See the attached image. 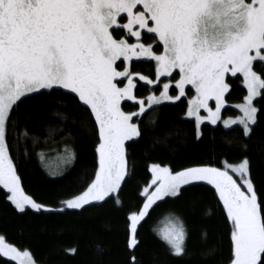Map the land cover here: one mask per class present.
Segmentation results:
<instances>
[{
    "label": "snow or ice",
    "instance_id": "snow-or-ice-1",
    "mask_svg": "<svg viewBox=\"0 0 264 264\" xmlns=\"http://www.w3.org/2000/svg\"><path fill=\"white\" fill-rule=\"evenodd\" d=\"M142 59L154 62L155 78L133 70V60ZM136 78L162 87L138 96ZM236 82L246 94L234 105L239 114L225 118L222 110ZM35 96L90 110L98 136L94 178L58 208L25 193L11 154L9 132L18 130V102ZM182 97L198 140L205 122L222 123L225 129L236 126L241 154L235 162L225 159L222 166L174 170L150 164L142 206L127 216L131 264H139L138 230L153 206L200 184L214 189L230 223L228 264H264V193L257 192L245 142L258 122L260 109L254 100L264 99V0H0V188L18 213L31 209L57 215L111 200L120 206L119 193L130 175L128 142L142 137V117L153 106ZM129 101L135 110L122 106ZM22 134H29L26 127ZM75 155L65 145L64 162L72 163ZM39 158L44 160L43 153ZM187 235L177 216L158 230L177 257L186 254ZM65 252L75 255L78 248ZM0 257L15 264H40L30 250L6 242L2 234Z\"/></svg>",
    "mask_w": 264,
    "mask_h": 264
},
{
    "label": "trees",
    "instance_id": "trees-1",
    "mask_svg": "<svg viewBox=\"0 0 264 264\" xmlns=\"http://www.w3.org/2000/svg\"><path fill=\"white\" fill-rule=\"evenodd\" d=\"M132 68L154 77L152 61L133 60ZM163 80V78H161ZM150 86L138 81L136 94H150ZM159 91H156V94ZM246 90L234 83L223 116L234 115V103L241 102ZM57 99H60L57 94ZM15 115L18 130L9 132L11 154L27 195L38 202L59 207L61 201L84 191L94 178L98 140L94 118L74 103H56L47 96L22 98ZM260 109L258 122L248 144L251 174L258 194L264 193V99L254 100ZM125 110H135L133 102H122ZM187 99L153 106L143 117L141 138L128 142L130 175L119 193L122 204L114 200L87 210H65L63 214H40L28 209L18 213L0 188V234L21 250H30L40 264H131L126 248L127 216L142 206L143 187L151 180L152 163L174 170L195 164L222 166L225 159L235 162L241 154L239 128L225 129L204 123L203 135L196 138L195 123L186 118ZM62 113V117L56 113ZM87 122V127L82 122ZM24 127L28 135L22 134ZM49 129L55 131L49 132ZM35 143L33 142V138ZM65 145L75 150V160L64 162ZM43 153L41 161L39 154ZM56 172V175H51ZM180 198L158 201L139 228L140 245L135 250L139 264H228L230 223L211 186H186ZM171 216L180 217L187 229L186 254L173 256L158 236V230ZM206 233V235H205ZM77 247L75 255L66 248ZM0 264H15L0 257Z\"/></svg>",
    "mask_w": 264,
    "mask_h": 264
},
{
    "label": "rangeland",
    "instance_id": "rangeland-1",
    "mask_svg": "<svg viewBox=\"0 0 264 264\" xmlns=\"http://www.w3.org/2000/svg\"><path fill=\"white\" fill-rule=\"evenodd\" d=\"M143 60V59H142ZM178 78V77H177ZM137 79V81H138V78H136ZM140 82H143V81H140ZM145 83V82H144ZM146 84V83H145ZM161 87H162V85H160ZM159 93H157V95H158ZM130 102V101H129ZM166 102H171V101H164V102H162V103H166ZM243 102V100L241 101V102H237V103H234L233 105H232V107L233 108H235L234 107V105L235 104H238V103H242ZM210 103H213V106H214V102H210ZM187 109V108H186ZM236 109V108H235ZM237 110V113L236 114H234V115H227V116H224L225 118H228V117H234V116H236V115H238L239 114V111H238V109H236ZM222 112H223V110H222ZM186 113V112H185ZM202 114H204L203 112H202ZM186 118H189V117H187L186 116V114L184 115ZM189 119H192V118H189ZM193 121H194V119H192ZM205 123H207V124H209L208 122H205ZM218 124H220V125H222L223 126V124L222 123H218ZM8 259V258H7Z\"/></svg>",
    "mask_w": 264,
    "mask_h": 264
}]
</instances>
